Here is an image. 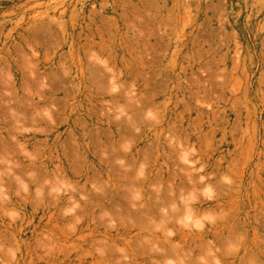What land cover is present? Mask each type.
Returning a JSON list of instances; mask_svg holds the SVG:
<instances>
[{
	"label": "rangeland",
	"instance_id": "obj_1",
	"mask_svg": "<svg viewBox=\"0 0 264 264\" xmlns=\"http://www.w3.org/2000/svg\"><path fill=\"white\" fill-rule=\"evenodd\" d=\"M0 264H264V0H0Z\"/></svg>",
	"mask_w": 264,
	"mask_h": 264
},
{
	"label": "bare ground",
	"instance_id": "obj_2",
	"mask_svg": "<svg viewBox=\"0 0 264 264\" xmlns=\"http://www.w3.org/2000/svg\"><path fill=\"white\" fill-rule=\"evenodd\" d=\"M175 211V210H174ZM229 248V247H228ZM221 250V249H220ZM222 252V251H221ZM224 254V253H223ZM227 254V253H226Z\"/></svg>",
	"mask_w": 264,
	"mask_h": 264
}]
</instances>
